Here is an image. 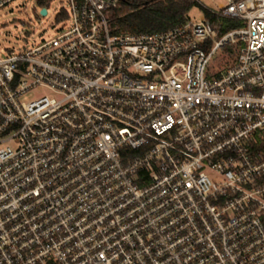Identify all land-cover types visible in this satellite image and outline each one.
I'll list each match as a JSON object with an SVG mask.
<instances>
[{
	"label": "built area",
	"instance_id": "2783aa9c",
	"mask_svg": "<svg viewBox=\"0 0 264 264\" xmlns=\"http://www.w3.org/2000/svg\"><path fill=\"white\" fill-rule=\"evenodd\" d=\"M67 1L0 57V264H264V0L153 33Z\"/></svg>",
	"mask_w": 264,
	"mask_h": 264
},
{
	"label": "rangeland",
	"instance_id": "374dc122",
	"mask_svg": "<svg viewBox=\"0 0 264 264\" xmlns=\"http://www.w3.org/2000/svg\"><path fill=\"white\" fill-rule=\"evenodd\" d=\"M40 1L45 0H15L8 6L0 9V57L11 51L19 52L26 47L40 43L58 33L61 28L58 14L62 8L68 9L67 0H46L48 14H41ZM201 7L217 10L225 5L227 0H197ZM200 6L194 7L188 14L192 20L203 17ZM225 53V51H223ZM213 57L212 64L219 61V56ZM232 59H227L224 65H229ZM48 93L46 90L32 91L22 97L23 101L35 98L39 94Z\"/></svg>",
	"mask_w": 264,
	"mask_h": 264
},
{
	"label": "trees",
	"instance_id": "16d2710c",
	"mask_svg": "<svg viewBox=\"0 0 264 264\" xmlns=\"http://www.w3.org/2000/svg\"><path fill=\"white\" fill-rule=\"evenodd\" d=\"M40 6L47 1H40ZM200 6L197 0H123L116 10L114 23L121 31L129 33H153L169 30L185 23L189 12ZM207 18L213 19L212 13L201 7ZM231 28L228 24L225 30Z\"/></svg>",
	"mask_w": 264,
	"mask_h": 264
},
{
	"label": "water",
	"instance_id": "95a60500",
	"mask_svg": "<svg viewBox=\"0 0 264 264\" xmlns=\"http://www.w3.org/2000/svg\"><path fill=\"white\" fill-rule=\"evenodd\" d=\"M41 14L42 15H46L47 14V9L46 8H42L41 9Z\"/></svg>",
	"mask_w": 264,
	"mask_h": 264
},
{
	"label": "crops",
	"instance_id": "0c3cea01",
	"mask_svg": "<svg viewBox=\"0 0 264 264\" xmlns=\"http://www.w3.org/2000/svg\"><path fill=\"white\" fill-rule=\"evenodd\" d=\"M221 6H223V5H220L219 7H221Z\"/></svg>",
	"mask_w": 264,
	"mask_h": 264
}]
</instances>
